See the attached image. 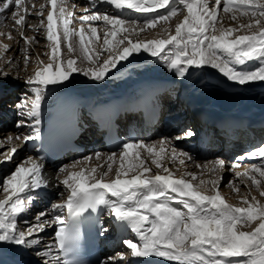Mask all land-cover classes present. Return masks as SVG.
I'll return each mask as SVG.
<instances>
[{
    "label": "snow or ice",
    "instance_id": "snow-or-ice-1",
    "mask_svg": "<svg viewBox=\"0 0 264 264\" xmlns=\"http://www.w3.org/2000/svg\"><path fill=\"white\" fill-rule=\"evenodd\" d=\"M97 3L111 4L121 13L130 10L155 15H146L140 23L122 14L93 11ZM77 7L69 0H45L38 8L31 0L28 4L24 0H0V21L10 14L14 25L18 26L14 30L20 32L26 46L22 49L25 66L31 60L28 46L39 41L24 36L19 27L25 22L21 11L38 18V24L30 27L37 33L43 32L45 39L51 42L50 53L45 54L48 62L38 59L37 67L27 81L33 85L34 98L25 96L17 105L20 115L34 119L36 125L40 123L41 101L48 86L67 81L78 70L75 67L77 58H61L62 41L66 43L68 53L76 50L71 43L73 36L79 37V48L90 62L89 68L81 71L96 80H102L110 68L134 52L144 50L166 62L180 76H184L193 65H207L240 85L264 81V0H91V7L82 9L81 15L76 14ZM160 9L164 11H158ZM222 14H228L238 26L223 27ZM178 15H182V20L175 25L174 34L164 28L167 38H140V34L156 28L161 22L169 24ZM240 17L247 23H239ZM74 19L80 24L78 30L69 27ZM58 21L60 31L57 30ZM98 22H102V43L106 47L95 51L94 60L88 43H92L93 38L101 40ZM0 36L13 39L11 33L0 32ZM0 49V60H6L9 67L13 66L15 61L4 55L10 45L2 44ZM104 53H108L107 58L99 60ZM252 62H258L257 67L249 68ZM6 75L0 70V76ZM25 124L21 120L17 127ZM39 135L37 129L34 135L8 136L0 141V147L13 140H34ZM188 135L192 133L188 132ZM165 144L166 141H161L158 147L143 142L125 143L119 155L111 153L107 156V168L103 172H98L103 165L89 166L93 157L62 167L60 171L64 173V179L61 183L67 196L62 203H54L51 207L53 211L66 210L67 217L55 215L49 220L45 218L48 213L41 212L35 217L36 223L20 230L18 217L34 200L29 193L47 186L42 175L43 164L28 157L0 183V190L4 193V199L0 200V242L31 247L39 241L30 237L43 232L46 226L56 225L54 247L57 254L45 264H76L69 257L74 253L78 239V220L85 212L103 206L109 215L136 236V240H123L132 257L163 258L172 264H264V204L255 196L249 199L248 195L241 197L244 206L227 202L219 188L223 176L217 175L226 168L224 159L207 166L197 165L202 169L199 175L192 172L177 175L164 163L165 157L179 165H185L186 159L192 158L187 153H178L175 148L169 150ZM17 151L12 145L6 152H0V164L12 162ZM100 158L101 154L96 153L95 159ZM245 158H258L261 163L237 171L235 176L245 186L246 181H250L264 197V146L237 159ZM117 161L114 178L107 180ZM229 167L235 170L239 165L233 163ZM205 168L217 178L204 179ZM228 184L239 193V186L232 181ZM205 185L207 191L202 190ZM245 227L251 230H243ZM103 231L107 229L102 228ZM51 247L37 255L51 256ZM124 256L120 254L122 260Z\"/></svg>",
    "mask_w": 264,
    "mask_h": 264
},
{
    "label": "bare ground",
    "instance_id": "bare-ground-1",
    "mask_svg": "<svg viewBox=\"0 0 264 264\" xmlns=\"http://www.w3.org/2000/svg\"><path fill=\"white\" fill-rule=\"evenodd\" d=\"M31 2L35 3L38 8L39 4L44 3L45 0H31ZM28 3L29 1L27 2V4ZM69 3L78 5L77 9L75 10L77 15L83 14L82 9L91 7V0H69ZM92 10H99L101 12H107L112 15L122 14L123 17L136 19L140 23H143L146 15H155L150 13L142 14L130 10H124L121 13L120 10L115 9L114 6L106 3H97L95 8H93ZM158 11L164 10L160 9ZM21 15L25 16L24 24L22 26H19L23 31L24 36L35 37L36 40L39 41V43H36L34 41L30 46H28L31 60L27 64V66H25L24 53L22 49H24L26 46L20 36V32L14 30L18 26L14 25L13 21L10 18V15H8L7 20L4 19L3 21H0V32H3L5 34L11 33L13 37V39H7L6 36H0V45H10V50L4 55H6L7 58L12 57V59L15 61L13 66L9 67L6 63V60H0V70H3L7 73L6 76H0V86H5L8 84L10 85L11 83L14 84V82H17V85L12 84L9 88L15 86L16 89L19 88L21 91H23V93H26V96L34 98V93L32 92L33 85L28 84L27 81L28 78L33 75L37 67L38 59L44 60L45 63L48 62V56L45 54L50 53L49 45L51 42L45 39L43 32L37 33L30 27L31 25L38 24V18L34 17L33 15H28L23 11H21ZM222 15L223 27L227 28L238 26L237 22L232 21L228 14ZM179 17H182V15H178L177 17H175V21L176 19H178V23L182 20L179 19ZM98 23L100 25L98 27V32L101 34V40L96 41L93 38V42L88 43L89 51L93 55L94 60L96 59L95 51L106 47L102 43V22ZM239 23H247V20L243 17H240ZM59 24L60 22L58 21V31L61 30ZM69 27L78 30L80 24L74 19L73 23L70 24ZM164 28H169L170 30H172V34H174V21L171 20L169 24L161 23L157 26V28L150 29L145 33H142L143 35H149V37L147 36L144 40L167 38L164 32ZM142 34H140V36ZM132 38L135 39L136 37L133 36ZM78 41L79 37L73 36L71 43L74 49H76L73 53L67 52L66 43L62 41L61 57L64 60L77 57L80 63L82 61H85L87 63L82 68H80L79 72L72 73L67 81H64L63 83L58 85L48 86L41 101L40 115H42L45 111L48 101H55L56 99L59 100V102L62 101L63 93L71 86L79 90L81 93L87 95V97L91 99L108 94H119L122 95L124 99H129L138 96L141 93H144L149 86H155L160 90L163 89L164 92H162L161 94H157L159 100L163 103L161 114L165 111V105H170L173 113L170 117V120L178 118L179 121L177 122L176 128L188 129L186 135L184 134V136H178L176 141L179 142V146L181 144L183 145V150H181L180 153H187L192 159L187 160L185 158V165H179L178 162H171L170 160H168L167 156L165 157L164 161L166 165L167 163L172 165V168H170L177 175H182L184 172H192L199 175L201 174L202 169L197 167V165L207 166L210 165L211 162L218 159H224L227 162L226 168L223 172L227 170L229 171V166L233 164V161L237 159V156H239V152H242L244 149L253 150L254 148H256L255 145L257 144V140H261L262 137H264V81H253L245 85H240L237 82L229 80L217 69H214L207 65L199 67V71L196 73V75L192 79L186 80L184 76L178 75L177 70L170 69L166 62H161V60L159 61V57H153L150 52H146L144 50L134 52L126 60L120 61L116 65V67L110 68L102 80H96L93 79L90 75L85 76L83 74V71H81V69L87 70L89 68L90 62L87 60L86 55L81 52ZM0 52H2V49H0ZM107 56L108 53H104L99 57V60L102 61L103 59H106ZM149 61L151 62L150 65L148 64ZM253 63L254 62L248 65L249 68H253L251 67ZM147 68H149L148 72L146 71ZM215 72H217V74ZM139 73L141 74L140 76ZM203 77H206L207 84H193V81L200 79L202 80ZM13 91L14 89L0 87V138H3L7 130L12 128L8 124L7 117H9L10 115L7 113V111L11 112L12 110L13 112H15L18 109V107H14L12 105V103H16ZM175 91L176 93L172 94ZM255 93L257 97L253 95ZM72 97L73 99L75 98V96ZM200 98H202L203 101L200 102ZM224 98L234 99V108L229 111L222 110V108L219 109L220 101ZM190 103L198 106L197 110L205 111L206 115H208L212 120L208 117L201 120L199 116L195 114L194 110L190 108ZM226 114L229 117L234 118L248 116L251 121H254V124L249 125L241 121L237 123L238 125L236 127H233L229 123H227L226 119L223 118V115ZM129 117L134 119L137 118L136 115L130 114L128 116H125L124 122L129 121ZM22 120L26 122L25 126H22L23 134H20L22 133V129L19 131L16 129L15 132H9L8 135L11 134L14 136H28L33 133V130L36 127L34 119L23 116ZM159 120L160 118L156 120L152 128L146 130L145 132H140L139 138L136 142H143L145 145L156 144L159 147V142L151 139V136L160 132L166 137L164 141H166L165 147L167 148L171 143L169 137L167 139V135L170 136L173 132H175V127L172 126V123L167 127H161L159 126ZM156 129L158 131L153 132ZM188 132H191L192 135H188ZM202 137H206V142L202 140ZM0 141H3V139ZM22 141L23 140H18L16 142L18 143V146L16 145L18 151L15 154L13 161L10 163L17 164L22 162L23 159H27L28 157L36 159L34 151L27 144L21 146ZM77 142L82 145V147H84V153H82V155L77 158L73 156V160L69 162L68 165H71L77 161H83L85 157H93V159L88 162L89 166L96 167L98 165H103V167L98 168V172L105 171L107 168V156L111 154V152L105 150L102 132L96 127L91 126V128H88L84 131ZM128 142L131 141H126V143ZM12 145L14 144H11L10 147ZM4 149V146L2 148L0 147V152H3ZM97 149H100L101 151L100 159H95V150ZM7 150L5 149L4 152H6ZM121 150L116 153H118L119 155ZM142 155H145V153H142ZM214 157H216V159H213ZM247 159L248 161L250 160L249 162L253 160V158ZM248 161L246 163H248ZM65 162L68 163V161ZM4 164L6 163L0 165ZM57 164L58 161L53 164H43L42 175L43 178L47 181V186L40 189H34L31 193H29L34 197L35 201H42L43 199V201H46L47 199L54 198V203L59 204L62 203L64 199H66L67 192L65 191L64 185L61 183V181L64 179V173L61 172L62 174H58L55 171ZM152 167L154 168L155 166ZM243 168L247 167L243 166ZM177 169H179V171H177ZM76 170H79V168H77ZM2 173L3 171L0 170V175ZM114 174L115 170L113 169V172L110 173L106 179H113ZM152 174H154V172ZM222 174L223 173H218L217 175ZM217 175H210L206 168L203 170V177L206 180L216 179ZM193 183H198V181H194ZM246 183L247 186H245L244 183H241L239 179L236 183H234V185L239 186V193L234 191L233 186H225L223 182H220L219 188L222 195L226 198L227 202L234 206H244L241 202V197L244 195H248L249 199H251L252 196H255L257 200L264 204V197L260 195V192L255 188V186L251 185L250 181H246ZM202 190L207 191L208 186H203ZM62 193L64 195H62ZM2 199H4V193L2 192V190H0V200ZM48 206L49 205L47 204L45 212L48 213L49 220H51L55 215L64 216L65 211H53L52 207ZM32 207L35 208L36 206ZM36 208L40 207L38 206ZM25 213H22L21 215L25 216L30 214L29 212ZM112 223H114V221H111L108 224L111 226ZM54 227L56 228L57 226L54 225ZM253 227H255V225H253ZM243 230L250 231L251 229L245 227ZM133 235L130 236L133 238L129 239L136 240ZM40 237H30V239L38 240V244L40 245L42 244V238ZM55 238L56 237L54 236L47 237V239H49L48 246H52L51 256L49 257L37 255L39 251H36L44 248L45 245L43 247L41 246L37 248L35 246H37L38 244L29 247L26 245L0 242V264H15L16 261L20 264H45V261H51L52 257L57 254V249L54 247L56 242ZM113 243L114 241L110 242L112 246L115 245ZM112 249L113 255L120 256V254H125L123 263L119 264L129 263L128 256L131 257L130 250L126 247V245H124L123 242L116 244L115 247H112ZM43 251L46 250H42L40 252Z\"/></svg>",
    "mask_w": 264,
    "mask_h": 264
},
{
    "label": "rangeland",
    "instance_id": "rangeland-1",
    "mask_svg": "<svg viewBox=\"0 0 264 264\" xmlns=\"http://www.w3.org/2000/svg\"><path fill=\"white\" fill-rule=\"evenodd\" d=\"M10 15V14H9ZM5 19L7 20L8 19V16H6L5 17ZM179 19H182V17H179ZM172 21H174V25H176L177 23H178V19H176V21H175V18H173L172 19ZM161 23H163V22H161ZM158 26V25H157ZM157 28V27H156ZM155 29V28H154ZM149 37V35H141L140 36V38L141 39H146V37ZM62 58V57H61ZM74 58H77V57H74ZM10 59H12V57H10ZM161 59H159V61H160ZM161 62H163V60H161ZM87 62H85V61H82L81 63H80V61H78V59H77V65H75V67L78 69L76 72H79V70H80V68H82L85 64H86ZM148 64L150 65L151 64V62L149 61L148 62ZM257 65H258V62H254L252 65H251V67H253V68H255V67H257ZM249 67V66H248ZM146 71L148 72L149 71V68H147L146 69ZM199 71V67H197V66H195V65H193V66H191V67H189L188 68V71H187V73H186V75H184V77H185V79L186 80H190V79H192L195 75H196V73ZM216 74H217V72H215ZM141 74L139 73V76H140ZM213 76V75H212ZM204 78V79H203ZM202 78V80L200 79V80H195V81H193V84H207V82H206V77H203ZM198 82V83H197ZM201 82V83H200ZM13 83H11L10 85L8 84V85H1L0 87L1 88H7V89H14V91H13V95H14V97H15V99H16V103L14 104V103H12V105L14 106V107H17V105H18V103L20 102V100L23 98V97H25L27 94L26 93H23V91H21L19 88H17L16 89V87L15 86H13L12 88H9V87H11V85H12ZM13 85H17V82H14V84ZM176 93V91L175 92H173L172 94H175ZM171 94V95H172ZM253 95H256V93L255 94H253ZM200 100L201 101H203L202 100V98H200ZM200 101V102H201ZM10 111H7V113L10 115L9 117H7V119H8V124L10 125V127H12L11 129H8L7 130V132H6V134L3 136V138L1 137L0 138V140H2L3 139V141H4V139L6 138V137H8V136H12V137H15L14 135H8L9 134V132H15V130L17 129L18 131L19 130H21L22 129V126L21 127H17V123L19 122V121H21L22 120V118H23V116H21L20 115V109H17L15 112H13L12 110H11V112L9 113ZM14 113V114H13ZM170 113V114H169ZM172 109L170 108V105H168V109L166 110V111H164L163 113H162V115H160L161 116V118H160V120H159V126H163V127H167L169 124H171L172 123V126L173 127H175V132H173L170 136L169 135H167V139H168V137H169V140H170V144H169V150L171 149V148H175L176 150H177V152L178 153H180V151L181 150H183V145L181 144L180 146H179V142L178 141H176V139L178 138V136H184V134L186 135V133H187V131H188V129H183V128H176V125H177V122L179 121L178 120V118H174V120H170V117L172 116ZM188 120V119H187ZM189 121V120H188ZM23 131V129L21 130V132ZM157 132L158 130L156 129V130H154L153 132ZM152 132V133H153ZM152 133H151V135H152ZM21 135L23 134V132L22 133H20ZM175 136V137H174ZM257 136V135H256ZM166 137H165V135H163L162 133H160V132H158V133H156V134H154L153 136H151V139H153V140H156L157 142H161V141H164V139H165ZM172 138H174V139H172ZM159 140V141H158ZM18 140H13L12 142H11V144H14V146H18V143H16ZM16 143V144H15ZM9 144V145H8ZM10 143H8V142H5L4 143V148L7 150L9 147H10V145H11ZM27 144V142H25L24 143V141H22L21 142V146H24V145H26ZM16 146V147H17ZM182 146V147H181ZM261 146H264V137H262V139L260 140H257V144L255 145V149H258V148H260ZM2 148V147H1ZM84 148V147H83ZM5 149L3 150V152L5 151ZM249 150H251V149H244L242 152H239V156H237V158L238 157H244V156H246V154L248 153V151ZM254 151V150H253ZM2 152V151H1ZM83 153H84V150H83ZM96 153H101L99 150H95V154ZM112 153V152H111ZM116 153V152H115ZM118 154V153H117ZM80 155H82V153H77L76 155H74V157L75 158H77V157H79ZM74 158V159H75ZM213 159H216V157H214ZM218 159V158H217ZM24 160H26V159H23V161ZM73 160V158H71L70 156H68L67 155V157L66 158H64V159H62V160H59L58 161V164L56 165L57 167L55 168V171L58 173V174H62L61 173V171H60V169L62 168V167H64V166H66V165H68L69 164V162H71ZM238 159H236L235 161H233V163H237L238 165H239V167H241V168H236L235 170H232L231 168L229 169V171L227 170V171H225V172H223V174H222V176H223V179L221 180V182H223L224 184H225V186H231V185H229L228 184V182L229 181H232L233 182V184L234 183H236L237 181H238V178L235 176V172H237V171H243V170H245V169H248L251 165H254V164H260L261 163V160L260 159H258V158H253V160L251 161V162H249L248 161V159L247 158H245V159H243L242 160V162H240V160H239V162H236ZM65 161H68V163L67 162H65ZM248 161V163H246ZM17 164H19V163H17ZM17 164H13V163H10V162H8V163H6V164H4V165H0V170L1 171H3V173L0 175V183H2V181H3V178L5 177V176H7V175H10L13 171H14V169H15V167H16V165ZM247 164V165H246ZM14 165H15V167H14ZM167 166L168 167H171L172 168V165H170L169 163H167ZM243 166H245V167H247V168H243ZM118 167V161H117V163L116 164H113V169L114 170H116V168ZM58 170V171H57ZM115 175V174H114ZM53 200H52V202L51 203H49V201L47 202V201H33L32 202V204H31V207H29V209L26 211V212H29L30 214L29 215H25V216H20V217H18V221H19V224H18V226H19V229L20 230H26V228L28 227V226H30L31 224H34V223H36V219H35V215H37V214H39V213H41V212H45V209L47 208L46 207V205L48 204L49 206L48 207H50V206H52V204L54 203V201H55V199L54 198H52ZM45 202V203H44ZM36 203V204H35ZM38 204V205H37ZM41 205V206H40ZM32 206H36V207H40V208H34V207H32ZM45 206V207H44ZM36 209V210H35ZM26 214V213H25ZM45 218H47L48 219V216L47 217H45ZM21 227V228H20ZM41 236V237H40ZM52 236H54V237H56V228L54 227V225H51V226H46L45 227V230L43 231V232H41V233H39L38 235H35V236H33V237H40V238H42V240H41V242H42V244H38L37 246H35V247H37V248H39V247H43L44 245L46 246H44V248H41L42 250H49V246H48V240L49 239H47V237H52ZM32 238V237H31ZM30 239V238H29ZM37 250L36 252H40V251H42V250Z\"/></svg>",
    "mask_w": 264,
    "mask_h": 264
}]
</instances>
